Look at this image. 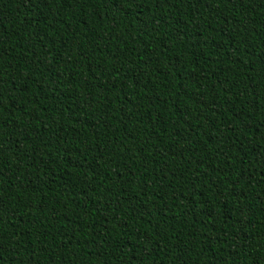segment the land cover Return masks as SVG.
<instances>
[{"label":"trees","instance_id":"1","mask_svg":"<svg viewBox=\"0 0 264 264\" xmlns=\"http://www.w3.org/2000/svg\"><path fill=\"white\" fill-rule=\"evenodd\" d=\"M0 264H264V0H0Z\"/></svg>","mask_w":264,"mask_h":264}]
</instances>
